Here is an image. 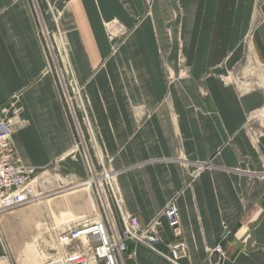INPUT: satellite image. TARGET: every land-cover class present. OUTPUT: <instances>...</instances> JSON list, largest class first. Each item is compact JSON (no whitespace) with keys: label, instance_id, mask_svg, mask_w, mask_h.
<instances>
[{"label":"crops","instance_id":"1","mask_svg":"<svg viewBox=\"0 0 264 264\" xmlns=\"http://www.w3.org/2000/svg\"><path fill=\"white\" fill-rule=\"evenodd\" d=\"M255 9V0H0V105L21 108L17 157L38 175L80 141L49 69L40 14L64 36L58 66L86 96L93 135L83 127L85 147L58 169L83 178L82 152L95 166L112 158L125 210L144 224L159 219L163 243L156 251L129 243L126 264H171L174 238L159 218L170 201L187 244L177 264H215L207 251L224 227L232 235L220 264H264V4L249 34ZM113 25L126 32L115 48ZM251 116L255 135L245 127ZM49 196L0 215V264L10 254L13 264H40L58 253L48 238L39 245L46 259L35 249L50 219L38 205Z\"/></svg>","mask_w":264,"mask_h":264},{"label":"built area","instance_id":"2","mask_svg":"<svg viewBox=\"0 0 264 264\" xmlns=\"http://www.w3.org/2000/svg\"><path fill=\"white\" fill-rule=\"evenodd\" d=\"M35 1V0H34ZM39 35L44 41L45 51L48 57L49 69L58 79L62 98L68 110L69 116L75 127L80 141L74 144L73 149L65 158L76 161L80 146L85 147L82 135L83 127L90 131L89 140L93 138L89 124L88 101L81 89L70 83L66 84L59 61L62 62L64 36L58 31L52 34L46 27L39 14ZM113 25L108 26V39L113 48L118 45L117 36L126 34L122 29ZM180 61L179 77L186 75V70ZM21 108L14 102L0 105V214L22 207L38 197L47 195L45 191V174L36 175L33 168L24 166L17 157L16 149L12 141L13 126L18 119ZM255 116L248 118L245 127L252 135L256 130L252 125ZM86 176L77 178L71 174L74 187L89 186L88 193L93 199L94 207L91 215L75 224L56 227L49 231L53 237L58 254L40 264H126V261L134 258V253H128L129 243L144 245L152 251L154 246L163 243L158 235L159 219L144 224L136 215H131L125 210L124 201L117 184V175L120 172L111 166L112 158L94 165L87 151L81 153ZM60 161H56L58 164ZM41 191V192H39ZM45 191V192H42ZM159 218L165 220L171 229L174 241L167 245L169 257H165L171 264H177L187 251V244L182 235L180 215L174 201H170L163 209ZM232 235V232L224 227L223 234L218 243L208 249V256L216 257L215 264H220L226 257L222 242ZM250 235L247 234L242 243L246 244ZM2 259H7L3 256ZM137 264V263H135Z\"/></svg>","mask_w":264,"mask_h":264},{"label":"rangeland","instance_id":"3","mask_svg":"<svg viewBox=\"0 0 264 264\" xmlns=\"http://www.w3.org/2000/svg\"><path fill=\"white\" fill-rule=\"evenodd\" d=\"M262 4H264V0H255V7H256L255 20H253L251 24L249 34L252 33L253 28L257 24L255 22L261 19L260 8ZM58 165L59 164L53 163L51 167H49V169H47L46 171H43L44 173H47V175L45 174L44 176V178H46L45 184H44L46 187L45 191L47 192L43 194H47L45 196H48V195L50 196L46 198L47 201L40 199L38 206L40 209L43 206L44 208L42 209H43L45 218L47 217V215L50 218L49 220H47V223L45 226L46 231H47V228L50 231L53 228L72 225V224L77 223L80 220L87 218L89 215H91V212L93 211V207L95 205L94 204L95 201L90 198V194L88 193L89 189L86 190L85 189L86 187L85 188L84 187H74L75 185H73L74 181L71 179V174L62 175L60 170L58 169L59 168ZM84 176H86L85 170H84ZM45 191H42V192H45ZM40 198H43V195ZM21 208L18 207L16 208V210L21 209ZM49 231H47L44 234H40L39 243L38 244L35 243V246H36L35 249L40 252L41 255L39 256L41 257L42 260L46 257V254L44 257V250L43 249L41 250L39 248V245L43 240L47 238L50 239L52 241V246L55 249V251L58 250L53 237H50L49 235L50 233H48ZM48 253H52V251H48ZM10 255H6V257H7V260L10 262V264H13L14 260L12 259V257H10Z\"/></svg>","mask_w":264,"mask_h":264},{"label":"bare ground","instance_id":"4","mask_svg":"<svg viewBox=\"0 0 264 264\" xmlns=\"http://www.w3.org/2000/svg\"><path fill=\"white\" fill-rule=\"evenodd\" d=\"M81 187H86L85 189L86 190H88L89 189V186L86 184V185H83V186H81ZM40 197H38L37 199H39ZM36 200V199H35ZM33 202V201H32ZM29 204V203H28ZM28 204H26V205H28ZM25 206V205H24ZM1 215V214H0ZM58 252H59V249H58ZM58 254V253H57ZM54 257V256H53ZM52 258V257H51Z\"/></svg>","mask_w":264,"mask_h":264}]
</instances>
